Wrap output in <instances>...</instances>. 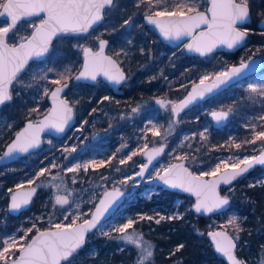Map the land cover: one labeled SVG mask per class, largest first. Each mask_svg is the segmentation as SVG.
<instances>
[{
  "label": "snow or ice",
  "instance_id": "obj_1",
  "mask_svg": "<svg viewBox=\"0 0 264 264\" xmlns=\"http://www.w3.org/2000/svg\"><path fill=\"white\" fill-rule=\"evenodd\" d=\"M206 3L207 7L203 11L200 0H137V7L146 6L144 19L154 25L165 40H181L182 37H190V42L185 45V48L200 56L212 53L218 45H224L228 49L242 45L249 35V29L243 26L251 15L250 0H206ZM115 7H117L116 0H0V25H2L0 26V106L13 100V89L16 84L21 83L22 75L30 61L38 60L41 63H46V58L51 56L55 40L85 39L86 34H90V30H94L95 25L104 21L106 12ZM23 23L28 25L25 29L27 34L20 35L19 31ZM128 23L129 20L124 21V24ZM242 27L243 30H241ZM261 34L264 35V32ZM95 39L98 41V50L96 51H93L92 47L79 43L75 45L83 52V64L75 76L72 75L73 69L70 66H65L62 71H58L54 67L46 68L39 76H33V81H47L44 95H49L50 92L53 106L42 120L35 122L28 120L25 127L15 133V138L6 146L0 159L11 158L17 153H29L31 149L38 148L41 144L40 133L45 129H54L60 133L65 131V126L69 125L73 119V103L61 96L69 88V80L96 81L98 75H103L109 81L120 84L126 79L125 73L117 61L104 55V49L108 42L100 39L99 36ZM116 55L118 57L121 53L118 52ZM247 67L248 63L242 59L238 67L233 66L227 71L215 73V79L211 85L205 84V81H208L210 77L202 76L199 86H194L193 91L179 102L157 100L161 108L170 109L173 117L169 121L168 128L165 129L163 138L166 139L167 135L174 130V125L179 122L175 118L197 96H203L205 92H211L214 88L227 83ZM49 73H54L55 78L49 79ZM21 86L32 87V84L27 83ZM248 91L264 97V83L249 84ZM103 99L109 100V97L105 96ZM31 111L35 113L38 112V109L34 108ZM137 111H139L138 107L132 109L133 113ZM231 111L230 108L228 111L212 112L211 115L216 122H221L228 118ZM258 119L264 121V115ZM250 127L254 133L251 140H245L243 143H235L234 140H231V143L236 149H241L244 144L255 145L257 141H260L262 148L258 155H246L242 159L236 157L232 163L220 160L212 170L200 172L199 175L189 171L182 163L170 164L164 167L162 172L157 171L155 177L152 178L159 179L172 188H180L194 194L196 203L193 207L198 213L223 209L229 205V197L219 194L217 191L219 185L221 183L230 185L232 181L256 165H264V130L257 131L254 124ZM260 127L264 128V123ZM148 131H151L154 136L162 135L156 124H152ZM206 132L207 128L199 133L202 140L207 139ZM195 135L193 133V136ZM188 139V136L184 137V140ZM181 145H183V141H181ZM126 147L127 144H122L117 152ZM165 147L166 145L162 144L159 148L144 151L147 148V144H145L144 149L132 151L127 156V160L120 159L119 163H127L139 152L148 157V164H150L156 156L164 151ZM63 151L71 155L76 152V148L65 147ZM186 158V156L178 157V159ZM64 159H68V157L65 156ZM192 159L195 160V157ZM232 159L229 157V160ZM106 163H110V161L76 162L71 167L63 168L62 171L76 174L82 170L87 172L90 167L94 170L99 169ZM148 164L141 165L140 171L135 173V176L144 177ZM58 167L60 166L53 161L50 167H42L39 172L35 173V179L26 181L27 188L25 183L16 184L15 191L9 188L10 201L7 211H20L31 203L37 188L48 187L55 188L57 193L63 192V194H54L51 200L53 209L59 206L61 209H65L68 214L63 216L62 221L55 223L52 222L50 215L48 218L49 227L45 230H41L37 227V223L33 222L27 229H17L18 232L23 231V235L19 237L13 234L0 238V264H74L75 259L84 248L86 237L93 230H97L100 235L110 239L113 238V233L118 234L117 239L137 251L136 264H154L152 258L155 246L151 241L145 239L142 232H137L134 226L143 220L160 224L165 219H181V215L176 213L172 216L156 218L138 214L136 218H125L126 222L110 231H104L105 213L124 193L115 185L111 190L106 189L99 197V203L94 205L95 210L89 209L85 213L80 210L81 203L74 199L75 190L67 186L59 173L52 175L48 183L36 182L45 174L51 175L52 169ZM205 177H212V179H205ZM107 179V177L101 176V180ZM133 179L132 176H127L119 183L127 184ZM57 180H60L59 184L55 183ZM76 182L77 178L73 175L71 183L75 184ZM62 185L63 187H61ZM41 219L42 217H37L36 221ZM227 223L234 228L235 235H229L226 231L208 234L214 242L215 250L226 257L230 264H247L246 261L240 260L234 254L236 241L239 240L238 233L242 231L238 218L232 216ZM33 232L35 234L29 236ZM182 247L183 245H180L177 251ZM89 254L95 255L94 251ZM260 264H264V259L260 260Z\"/></svg>",
  "mask_w": 264,
  "mask_h": 264
},
{
  "label": "trees",
  "instance_id": "obj_2",
  "mask_svg": "<svg viewBox=\"0 0 264 264\" xmlns=\"http://www.w3.org/2000/svg\"><path fill=\"white\" fill-rule=\"evenodd\" d=\"M200 3L201 9L207 5L206 0H200ZM250 3L252 8L251 19L243 26L249 29V35L244 47L236 52H215L211 54L209 60H202L203 58H201L191 68H180L181 72L177 73L180 74V78L168 88L162 86V90H159V93L165 94L167 89H169L172 98L179 100L187 93L192 84L199 81L202 73L213 70L214 75L217 72H222L232 64L240 63L242 59L246 60L258 55L264 57V35L261 34L264 30L258 27V22L264 16L261 15V13H264V0H250ZM116 4L117 7L110 9L113 12L110 18L106 20V16L105 22L100 25V28L104 29V33L101 36H106L110 39V44L112 45L108 51L118 59L126 70L127 80L125 83H128V86L124 84L119 93H114L111 87L108 88L107 92L118 107L132 111L141 102L150 103L151 94H153L150 92L158 87V84L150 79L151 74L148 75L147 71L148 66L151 65L148 42L154 40L158 35L151 26L145 23V5L137 7V0H116ZM125 20H129V23L124 24ZM93 32L95 33L96 30ZM72 40L59 39L54 41L51 56L46 58L49 62L48 68L54 67L58 71H62L65 66H70L73 69L72 75L76 74L82 65V58L80 51L73 46ZM118 52L121 55L117 57L116 53ZM44 69V63L32 61L23 73L21 83L16 84L13 89V101L0 108V154L26 120L38 118L49 109L47 95H44L43 92L47 81H33L32 79L34 75L39 76L42 74ZM54 78L55 74L49 73V79ZM69 81L71 85L66 92V96L72 103L78 104L75 91L71 89L72 85H78L85 89L91 88V85L75 82L74 79ZM27 83L32 84V87L21 86ZM233 89H235L237 96H232V98L238 100L233 103H225L226 101L219 100L217 102L218 105L230 107L232 112L238 116L241 114L256 115L263 110L257 104L258 102L253 94L245 88H239L236 85L230 86L204 101V103L210 107V103L215 98L220 99L222 95L229 93ZM241 97L242 100H240ZM34 108H37L38 112L33 113L31 110ZM235 109H240L241 112L234 111ZM192 110L193 108L181 115L183 120L177 130V138L178 134L183 130L195 132V137L185 142L184 148L187 153L186 159L192 165L191 168L193 170L208 172L219 154L224 151H232L234 144L231 143L230 135L234 134L233 137L238 143H243L245 140L253 138L250 135V129L238 123V119L237 122L230 124L234 125L235 128L233 130H229L228 125L222 129L212 126L211 130L205 133L207 139L202 140L198 131L203 127L204 115L200 116L198 114L199 120H195L194 116L197 114L193 113ZM79 119L80 117L78 116V121ZM9 125L11 127H8ZM173 144L170 142L168 145L173 146ZM254 147H258L260 151L262 148L261 142L257 141L255 145L244 144L239 150L240 152H251ZM193 157H195V160L192 159ZM263 174L264 167L258 166L250 173L238 177L230 185L221 187L222 193L229 194L231 200L230 207L221 213L199 215L190 209L181 219H165L160 224L143 220L141 231H145L147 237L151 239L155 246L152 260L154 264H168L170 262L174 264H228L215 251L207 231L209 224H218L216 217L223 220L230 212H235L239 215L238 223L242 228V231L238 233L237 254L245 258L262 254L264 252V183L257 182L255 178L263 176ZM249 185L254 186L250 187ZM229 186H232V188L228 190ZM123 188H125L124 185ZM136 190L134 189L128 196ZM164 192L168 194L167 199L153 203L146 201L143 204V209L140 208L142 205L140 200L136 205L133 204V199L127 200L128 196H126L125 200L129 202V210H134L136 213L141 214L147 209V213L151 214L154 206L157 207L160 203H166L171 206L175 199L182 195L174 190L164 189ZM34 199L36 200V196ZM45 204H47V201ZM40 207L38 211H41L43 206ZM159 207L161 208V206ZM227 228L234 235L236 234L231 225H228ZM199 229L202 230L201 235L197 232ZM180 245H183V247L177 251ZM93 251L95 253L94 256L89 254ZM136 258L137 251L131 246L120 244L115 236L110 239L105 236H96L95 232H92L86 245L75 259L74 264H136Z\"/></svg>",
  "mask_w": 264,
  "mask_h": 264
},
{
  "label": "rangeland",
  "instance_id": "obj_3",
  "mask_svg": "<svg viewBox=\"0 0 264 264\" xmlns=\"http://www.w3.org/2000/svg\"><path fill=\"white\" fill-rule=\"evenodd\" d=\"M206 7L207 5L204 8ZM112 13V10L106 12V20L110 18ZM103 22H105V20ZM27 27L28 25L23 23L21 25L19 34H27L25 32ZM95 30V33L93 30V33L91 32L90 34H86L85 39H73V46L75 47V45L79 43L87 47L91 46L93 48H97L98 41L95 38L97 36L100 38L104 37L101 36L104 33V29L100 28L99 26ZM111 45L112 44H109L108 50L111 48ZM148 45L150 47L149 56L151 60V65H149L147 69L148 75L151 74L150 79L158 84V87L150 92L153 93L151 94L152 98L150 103H139L135 107H138L139 111L133 113L130 109L127 110L118 107L117 104H115V101L107 92L108 88L111 87L110 84L102 80H98L95 83L90 84L91 88L89 89H85L78 85H72L71 89L75 91L78 102V104L73 103V105L75 107L76 115L79 116L80 119L68 132V134L62 138H56L48 135L44 139L43 147L38 151L22 156L13 163L0 166V238L13 234L19 237L20 235H23V231L18 232L17 229H27L31 227L33 222H36L37 227L41 229L48 228V218L50 215L52 216V222L55 223L62 221L63 216L68 214L65 209H61L59 206H57L56 209H53L51 203L54 194H63V192L61 191L60 193H57L55 188L48 187L38 188L36 200L34 199L31 206L19 215H13L7 211L10 198L8 189L11 188L16 190L15 185L20 183H25V187H28L26 181L28 179H35V173L39 172L42 167H50L53 161L60 167L52 169L51 175L45 174V176L40 177L36 182L48 183L52 175L59 173L61 178L66 182L67 186L75 190L74 199L76 202L81 203L80 210L85 213L88 212L89 209L93 210L95 203L98 201L99 197L102 196L103 192L106 189L112 188L114 185L120 186L122 189L129 191L132 187H136L137 190L133 194H130L127 197V200L133 199L134 205H136L140 200L142 203L140 206L141 209L144 208L143 204L146 201L153 203L164 201L168 198V194L164 192V188L158 184L150 182V179L156 174L157 171H162L164 167H167L177 160H180L178 157L187 155L184 150L185 142L191 138H194L195 136H193V133L195 132L183 130L180 134H178L177 138V130L180 128L183 120L180 116L177 118L179 122L174 125V130H172L171 133L167 135L166 139L163 138L165 129L168 128L169 121L172 120L173 117L170 109L165 110L164 108H161L157 103V100L164 99L173 102H177L178 100L172 98L169 89H167L165 94L159 93V90H162V86H166L168 88L180 78V74H177L178 72H181L180 68H191L193 65L195 66V62L200 61L201 58H203L202 60H209L211 54L205 57L190 55L186 53L183 45L179 47H172L162 42L159 36L154 40L149 41ZM77 49L80 51V56L83 60V52L79 48ZM44 67L45 69L49 67L48 61L44 63ZM213 73V70L202 73L199 79H201V77L204 75L213 77ZM153 77H155V79H153ZM262 83H264V67L259 74L254 75L253 77L245 78L234 85L248 90L249 84L259 85ZM127 84L128 83H125V85ZM234 90L235 89L222 95L220 99L215 98L210 103V107L209 105H206L204 101L195 105L192 112L197 115L194 116V119L199 120L197 117L198 114H200V116L203 114L205 120L203 127L198 131V133L203 132L205 128H207V132L211 130V127L213 126V120L209 116L210 111L214 109H230V107L218 105L217 102L219 100L226 101L225 103H233L238 100L237 98V100L232 98V96H237V93ZM105 96L109 97V100H104L103 98ZM253 96L258 102L257 104L262 107L263 110L258 112L256 115L241 114L240 116L234 114V112L231 111V118L224 127L228 125L229 130H233L235 127L234 125L230 124L235 121L237 122L239 119L238 123L243 124L246 128H249L250 135L252 137L254 133L251 130L250 125H256L257 131L264 130V128L260 127L264 121L258 119V117L264 115V97L257 96L256 94H253ZM240 100H242V97ZM93 109H95V111H93ZM234 111L241 112L240 109H235ZM150 121L151 123H149ZM152 124H156L159 127V130L162 134L161 136H154L151 131H148ZM233 135H230V139L234 140L235 143H238L236 142L237 140L233 137ZM185 136H188L189 139L184 140ZM49 141H51V143H49ZM181 141H183V145H181ZM170 142L174 143L173 146L168 145ZM161 143L167 144L165 152L161 160L150 170L148 177L145 179L134 178L135 173L139 171V168L143 163V161L138 162L142 156L141 153L138 152V154L134 156L132 160L127 161L125 164L119 163L120 159L127 160V156L130 155L132 151L144 149L145 144H147V147H150L157 146ZM122 144H127V147L120 152H117V149H119ZM65 147L69 149L75 147L76 152L69 155V153L63 151ZM252 150L253 151L251 152H240V150L236 149L233 145L232 151H224L218 155L217 160L212 163L210 170H212V168L215 167V164L219 163L220 160H225L229 163H232L235 161L236 157L242 159L246 155H255L261 151H259L258 147H254ZM65 156H67L68 159H64ZM229 157H232L233 159L229 160ZM88 160H105L110 161V163H106L104 166L95 170L90 167L87 172L82 170L76 174L62 171L63 168L71 167L76 162L83 163ZM187 164L192 167L188 161ZM117 169H119V171H117ZM194 171L200 173L195 169ZM73 175H75L77 178V182L75 184L71 183V177ZM101 176L107 177L108 179L101 180ZM127 176H134V179L129 181L127 184H120L119 182L124 180ZM255 180L257 182L264 181V174L263 176L255 178ZM55 183L59 184L60 180L55 181ZM123 185L125 188H123ZM61 187H63V185ZM230 188H232V186H229L227 189L229 190ZM181 194L182 195L177 197L171 206L167 205L166 203H160L157 207L154 206L152 208L153 213L151 214L147 213V209L141 214L136 213L134 210H129V202L124 200L114 215L104 222V231H110L119 224L126 222L125 218H136L138 214L158 218L159 216H172L176 213H179L182 217L190 209L194 212L192 207L196 202V197L192 196L191 194ZM224 194L229 196V194L225 192ZM46 201L47 204H45ZM40 206L43 207L41 211H38V209L41 208ZM159 206H161V208ZM232 216L239 218V215L235 212L228 213V215L223 220L216 217L218 224H209L208 230L214 228L228 230L227 222ZM37 217H42V219L36 221ZM143 222L144 221H139L134 227L137 232H142L144 234L145 239L151 241V239L147 237L145 231H141ZM228 231L234 235L230 230ZM94 232L96 236L100 235L97 230ZM197 232L200 235L202 234L201 229H199ZM34 234L35 232L30 233L29 236ZM113 236L117 237L118 234L113 233ZM119 242L120 244L126 246L122 241L119 240ZM151 243L153 244L152 241ZM240 258L242 261H246L247 264H260V260L264 259V252L256 257L251 256L250 258Z\"/></svg>",
  "mask_w": 264,
  "mask_h": 264
},
{
  "label": "water",
  "instance_id": "obj_4",
  "mask_svg": "<svg viewBox=\"0 0 264 264\" xmlns=\"http://www.w3.org/2000/svg\"><path fill=\"white\" fill-rule=\"evenodd\" d=\"M201 10L203 11L204 9H201ZM250 19H251V15H250V18H249V20H248L247 22H249ZM104 20H105V19H104ZM144 20H145V19H144ZM247 22H246V23H247ZM102 23H103V22H101V23L95 25V26H94V30L97 29ZM145 23L148 24L149 26H151V27L154 29V31L157 33V35L159 36V38L161 39L162 42H164V43H166V44H168V45H170V46H172V47H179V46L183 45V47H184L186 53H188V54H190V55L200 56L198 53L188 51V50L185 48V45H186L187 43L190 42V39H191L190 37H182L181 40H165V39L163 38V36L160 34L159 30H158L154 25L149 24L146 20H145ZM258 27H259L260 29L264 30V16H263V17L261 18V20L258 22ZM241 30H243V27L241 28ZM92 31H93V30H90V33H91ZM197 31H199V30H197ZM100 39L106 40V41L108 42V43L106 44V46H105V49H104V55H106V56H110V57H112L114 60L117 61V63H118V65L120 66V68L124 71L125 76H126V79H125L124 81H122L120 84H115V83L109 81L105 76H103V75H98L96 81H98V80H102V81H104V82L110 84V86H111V88H112V91H113L114 93H119V92H121V87L125 84V82H126V80H127V72H126V70L123 68V66L120 64V62L118 61V59L108 51V47H109V44H110V39H109L108 37H106V36L101 37ZM246 40H247V38H246ZM246 40L243 42L242 45L236 46V47H234V48H232V49H228V48H227L226 46H224V45H218V46L213 50L212 53H214V52H219V51L236 52L237 50H239L240 48H242V47L245 46V44H246ZM88 47H91V46H88ZM92 48H93V47H92ZM96 50H98V47H97V48H93V51H96ZM212 53H210V54H212ZM210 54H208V55H210ZM200 57H205V56H200ZM37 61H38V60H37ZM245 61L248 63V67L245 68L240 74H238L237 76L233 77V78H232L231 80H229L227 83L222 84V85H220V86L217 87V88H214L211 92H205L203 96H197V98L194 99V100L191 102V104L188 105L187 108H185L183 111H181L180 114L184 113L186 110H188V109L192 108L193 106L197 105L200 101H203V100H207V99H209L210 97H212V96L218 94L219 92H221V91H223V90L229 88L230 86L236 84L237 82H239V81H241V80H243V79H245V78L253 77L254 75L259 74L260 71L262 70V68L264 67V57H262V56H252V57L246 59ZM31 62H32V61H30L29 64H30ZM82 64H83V60H82ZM239 65H240V63L232 64V65H230L229 67H227L226 69H224L223 71H227L229 68H231V67H233V66L238 67ZM81 67H82V65H81ZM81 67H80L79 70L76 72V74H78V72L80 71ZM223 71H222V72H223ZM76 74H75V75H76ZM75 75H74V76H75ZM214 79H215V75H214L212 78H210L208 81H205V84H206V85H211ZM74 81H75V82L88 83V84H93V83L96 82V81H92V80H80V81H76V80H74ZM199 82H200V81H198V82L192 84L191 87H190V89L187 91V93H186L182 98H180L177 102H179V101L185 99V98L188 96V94H189L190 92L193 91V87H194V86H199ZM68 83H69V87H70L71 82L68 81ZM53 87H55V86H53ZM200 87H202V86H200ZM67 90H68V89H66V90H65V93H62L61 96L67 98V99L71 102V100L66 96V92H67ZM47 100H48V103H49V109H51L52 106H53V104H52V100H51V97H50V92H49V95H47ZM12 101H13V100H12ZM12 101H11V102H12ZM7 103H9V102H7ZM7 103H5V104H7ZM5 104H4V105H5ZM2 106H3V105H2ZM2 106H0V108H1ZM49 109H48L43 115H41L40 117L35 118V119H34V118H31V119H28V120H32V121H34V122L37 121V120H42V119L44 118V116L47 115ZM220 111H228V110H227V109H214V110L210 111V113H209L210 116H211V118H212V120H213V126H214L215 128H218V129L224 127V126L229 122V120H230V118H231V114L229 113V116H228L227 119H225V120H223V121H221V122H216V121L213 119L211 113H212V112H220ZM180 114H179V115H180ZM177 118H178V117H176L175 119H177ZM28 120H26V122L24 123V125H23L22 127H20V128L18 129V131H21V130L25 127V125L27 124ZM76 123H77V115H76V113H75V107H74V105H73V119L69 122V125L65 126V131H64V132L60 133V132H56L54 129H45L43 132L40 133L41 144H40V146H39L38 148L31 149L29 153H17V154H15V155H14L13 157H11V158H9V157H5V158H3V159H0V166H2V165H6V164H10V163H13V162L17 161V160H18L20 157H22V156H25V155H28V154H30V153H34V152L38 151L39 149H41V148L43 147V145H44V139H45V137L48 136V135H51V136L56 137V138H62V137H64V136L68 133V131H69L70 129H72V128L76 125ZM18 131H17V132H18ZM14 138H15V135H14V137H13L12 139H14ZM12 139H11V140H12ZM11 140L7 143V145L11 142ZM162 144L166 145V147H167V144H166V143H161V144H159V145H157V146H151V147H148L145 151H150L152 148H159ZM7 145H6V146H7ZM166 147L164 148V151H163L159 156H156L155 159H153L152 162H151L150 164H148V157H147L146 155H143V156H144V162L142 163V165H143V164H148V169H147V171L145 172L144 177H136V176H135V178H143V179L147 178V177H148V174H149V172H150V170H151V169H152V168H153V167H154V166H155V165L161 160V158H162V156H163V154H164V152H165ZM5 150H6V147H5V149L3 150V152H4ZM3 152L0 154V156L3 155ZM258 154H259V152H258L257 154H255V155H258ZM178 163H182L186 168L189 169V171L193 172V173L196 174V175H199V173H197L196 171H194V170H193V169L187 164L186 159H180V160H177V161H175V162H173V163H171V164H178ZM258 166H262V167H264V165H256L255 167H253L252 169H250L247 173H250L251 171H253V170H254L255 168H257ZM139 171H140V169H139ZM139 171H138V172H139ZM161 172H162V171H161ZM247 173H245V174H247ZM243 175H244V174H243ZM153 177H155V175H154ZM205 179H212V177H205ZM150 182L155 183V184H158V185L162 186L164 189L178 191V192L183 193V194H191L192 196L196 197L194 194H192V193H190V192H186V191H184L183 189H180V188H172V187H170L169 185L165 184L163 181H161V180H159V179H153V178H151V179H150ZM233 182H234V181H232V183H233ZM224 185H225V184L221 183V184L219 185L217 191L219 192V194H220L221 196H228V195H226V194H223L222 191H221V187L224 186ZM116 187H119L120 190L124 193V195L121 196V197L119 198V200H117V201L112 205V207L109 209V211H108L107 213H105L104 222H105L106 220H108L111 216L114 215V213L120 208V206L122 205V203H123V201L125 200L126 196L128 195V193H127L125 190H123L120 186H116ZM26 188H27V187H26ZM111 189H112V188H109L108 190H111ZM37 190H38V188H37ZM14 191H15V190H14ZM36 195H37V192H36V194L33 196L31 203H30L29 205L25 206V207H24L23 209H21L20 211H18V212H9V213H11V214H13V215H19V214L22 213L23 211L27 210V209L31 206V204L33 203V200H34V198H35ZM228 197H229V196H228ZM9 201H10V198H9ZM8 203H9V202H8ZM98 203H99V199H98V201H97L95 204H98ZM195 203H196V202H195ZM195 203H194V204H195ZM194 204H193V205H194ZM230 205H231V200H230V197H229V205L225 206L223 209L215 210V211H213V212H203V211H201V212H199V213L195 211L194 207H192V209L194 210V212H196V214H199V215H210V214H215V213H221V212L227 210V209L230 207ZM94 210H95V209L93 208V211H94ZM45 229H47V228H44V229H41V230H45ZM94 231H95V230H93V232H94ZM218 231H226V232L229 233V235H232L228 230H226V229H222V228L209 229V230L207 231V235H208L210 232H218ZM91 233H92V232H91ZM91 233H89L88 236L86 237V243H87V240H88L89 235H90ZM208 237H209L210 241L212 242V244H213V246H214V242H213L211 236L208 235ZM86 243H85V245H86ZM85 245H84V246H85ZM237 248H238V242L236 241V249L234 250V254H235L240 260H242V259L240 258V256H238V254H237ZM214 249H215V246H214ZM215 251H216V250H215ZM217 254H219V253H217ZM219 255L222 256L221 254H219ZM222 257L227 261L228 264H230V261H228L226 257H224V256H222ZM168 264H174V263H173V262H170V263H168Z\"/></svg>",
  "mask_w": 264,
  "mask_h": 264
},
{
  "label": "flooded vegetation",
  "instance_id": "obj_5",
  "mask_svg": "<svg viewBox=\"0 0 264 264\" xmlns=\"http://www.w3.org/2000/svg\"><path fill=\"white\" fill-rule=\"evenodd\" d=\"M258 56H259V55H258ZM262 57H263V56H262ZM262 69H263V68H262ZM260 72H261V71H260ZM200 76H201V75H200ZM210 78H212V77H210ZM199 81H200V79H199ZM197 82H198V81H197ZM189 89H190V88H189ZM221 92H222V91H221ZM219 93H220V92H219ZM216 95H217V94H216ZM214 96H215V95H214ZM212 97H213V96H212ZM212 97H210V98H212ZM207 100H208V99H207ZM203 101H206V100H203ZM200 102H202V101H200ZM200 102H199V103H200ZM199 103H198V104H199ZM194 107H195V106H193L192 108H194ZM192 108H190V109H188V110H191ZM188 110H186V111H188ZM186 111H185V112H186ZM185 112H184V113H185ZM75 113H76V112H75ZM184 113H182V114H184ZM209 113H210V112H209ZM182 114H180V115L178 116V118H179ZM209 116H210V114H209ZM210 117H211V116H210ZM77 122H78V116H77ZM213 127H214V126H213ZM70 130H71V129H70ZM70 130H69V131H70ZM69 131H68V132H69ZM67 134H68V133H67ZM67 134H66V135H67ZM66 135H65V136H66ZM150 147H151V146H150ZM147 148H148V147H147ZM147 148H146V149H147ZM146 149H145V150H146ZM145 150H144V151H145ZM142 161L144 162V156H143V154H142V156L140 157V159H139L138 162H142ZM141 165H142V164H141ZM140 167H141V166H140ZM139 169H140V168H139ZM134 178H135V177H134ZM134 188L136 189V187H132L130 191H129V190H125V191L129 194L130 192H133V191H134ZM127 196H128V195H127Z\"/></svg>",
  "mask_w": 264,
  "mask_h": 264
}]
</instances>
